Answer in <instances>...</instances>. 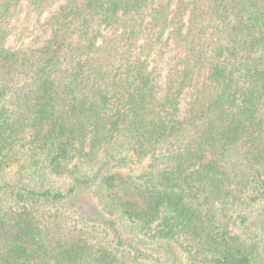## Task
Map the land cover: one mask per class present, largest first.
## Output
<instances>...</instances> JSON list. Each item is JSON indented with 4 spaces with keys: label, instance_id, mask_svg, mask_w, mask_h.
<instances>
[{
    "label": "trees",
    "instance_id": "obj_1",
    "mask_svg": "<svg viewBox=\"0 0 264 264\" xmlns=\"http://www.w3.org/2000/svg\"><path fill=\"white\" fill-rule=\"evenodd\" d=\"M0 264H264V0H0Z\"/></svg>",
    "mask_w": 264,
    "mask_h": 264
},
{
    "label": "rangeland",
    "instance_id": "obj_2",
    "mask_svg": "<svg viewBox=\"0 0 264 264\" xmlns=\"http://www.w3.org/2000/svg\"><path fill=\"white\" fill-rule=\"evenodd\" d=\"M10 43H11V37H10Z\"/></svg>",
    "mask_w": 264,
    "mask_h": 264
}]
</instances>
